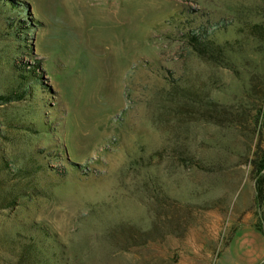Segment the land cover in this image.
Returning <instances> with one entry per match:
<instances>
[{
	"label": "rangeland",
	"instance_id": "1",
	"mask_svg": "<svg viewBox=\"0 0 264 264\" xmlns=\"http://www.w3.org/2000/svg\"><path fill=\"white\" fill-rule=\"evenodd\" d=\"M0 95V264H264V0H0Z\"/></svg>",
	"mask_w": 264,
	"mask_h": 264
},
{
	"label": "trees",
	"instance_id": "2",
	"mask_svg": "<svg viewBox=\"0 0 264 264\" xmlns=\"http://www.w3.org/2000/svg\"><path fill=\"white\" fill-rule=\"evenodd\" d=\"M199 37L198 35L193 32L192 36L190 37V40L192 41V45L195 47V51L197 52V54L199 55V57L208 60L209 51H205L203 50V48L197 44V42L199 41ZM190 41V43H191ZM198 46V47H197ZM15 101L13 98L11 97H5V96H1L0 95V104H4V103H9ZM257 166V170L255 172L256 175V185H255V190H256V205H258L259 203V198L261 197L262 194V186H263V176L261 175L264 172V153L261 155V157L259 158V162ZM259 207V206H258ZM25 251H21L19 252V257H25ZM21 262V260L19 261V263Z\"/></svg>",
	"mask_w": 264,
	"mask_h": 264
}]
</instances>
